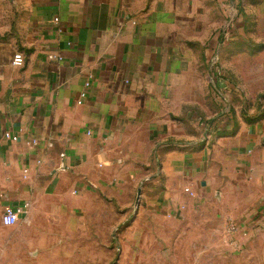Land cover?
Masks as SVG:
<instances>
[{"label": "crops", "instance_id": "1", "mask_svg": "<svg viewBox=\"0 0 264 264\" xmlns=\"http://www.w3.org/2000/svg\"><path fill=\"white\" fill-rule=\"evenodd\" d=\"M192 201L264 232V0H0V264H109Z\"/></svg>", "mask_w": 264, "mask_h": 264}, {"label": "rangeland", "instance_id": "2", "mask_svg": "<svg viewBox=\"0 0 264 264\" xmlns=\"http://www.w3.org/2000/svg\"><path fill=\"white\" fill-rule=\"evenodd\" d=\"M232 13L223 31L232 28L235 38L225 46L243 53L251 23L245 6L238 4ZM254 46L263 48L261 40ZM212 204L192 201L174 218L148 213L137 219V214H130L109 231V264H264V232L235 223L225 206Z\"/></svg>", "mask_w": 264, "mask_h": 264}, {"label": "built area", "instance_id": "3", "mask_svg": "<svg viewBox=\"0 0 264 264\" xmlns=\"http://www.w3.org/2000/svg\"><path fill=\"white\" fill-rule=\"evenodd\" d=\"M22 62H23L22 54L20 52L14 53L12 57V63L14 65H21ZM4 137L10 140H16V136L10 135L8 132L4 133ZM32 142L34 143L35 140H32ZM26 171H27L26 169H23V172H26ZM23 177H25V174H23ZM22 211H23L22 208L19 206H7L4 209L2 216H1L2 224L4 225L14 224L18 220Z\"/></svg>", "mask_w": 264, "mask_h": 264}, {"label": "water", "instance_id": "4", "mask_svg": "<svg viewBox=\"0 0 264 264\" xmlns=\"http://www.w3.org/2000/svg\"><path fill=\"white\" fill-rule=\"evenodd\" d=\"M138 202V199H136V203Z\"/></svg>", "mask_w": 264, "mask_h": 264}]
</instances>
